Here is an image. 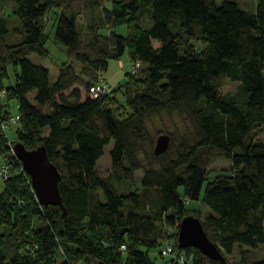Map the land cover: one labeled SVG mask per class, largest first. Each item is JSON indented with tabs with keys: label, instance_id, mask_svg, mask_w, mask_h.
Returning a JSON list of instances; mask_svg holds the SVG:
<instances>
[{
	"label": "trees",
	"instance_id": "trees-1",
	"mask_svg": "<svg viewBox=\"0 0 264 264\" xmlns=\"http://www.w3.org/2000/svg\"><path fill=\"white\" fill-rule=\"evenodd\" d=\"M13 2L11 15L0 16V122L12 116L14 102L19 120L12 145L45 148L61 176L66 212L37 202L0 131V165L9 170L0 193V264H77L82 258L154 264L148 253L162 248L170 240L166 230L188 215L200 220L223 261L180 249L175 235L174 249L192 252L184 264H264L254 253L264 246V141L258 138L264 128V0L252 13L216 0ZM51 12L54 41L71 60L53 82L27 58L48 56L42 20ZM119 26L126 36L115 32ZM125 54L139 68L92 99L89 88ZM10 71L14 84L5 87ZM224 79L238 84L235 94L222 92ZM31 93L34 103L27 99ZM172 115L191 130L176 147L170 138L168 150L146 164L145 149L152 146L147 124ZM110 143L111 175L101 177L97 161ZM218 159L231 168L207 172ZM137 171L141 193L134 190ZM200 195L203 219L186 207ZM235 245L239 260L228 262Z\"/></svg>",
	"mask_w": 264,
	"mask_h": 264
},
{
	"label": "rangeland",
	"instance_id": "rangeland-1",
	"mask_svg": "<svg viewBox=\"0 0 264 264\" xmlns=\"http://www.w3.org/2000/svg\"><path fill=\"white\" fill-rule=\"evenodd\" d=\"M223 1H229V2H235L237 3L242 9L245 11H248L250 13L254 12L256 9L257 5V0H216L218 4H221ZM107 2L106 6H109ZM14 6L13 0H5L3 2H0V12L4 14V17H9L11 15V8ZM55 15L53 12H51L49 15L45 16L42 20V28L44 30V33L46 35V40H45V49L48 52V56L46 58H41L38 57L35 54H31L28 58L31 63L40 65L44 67L45 69L48 70V80L49 82H53L55 78L58 75L59 70L62 68V66L71 60L68 58L66 49L59 43L54 41V30H55ZM83 20H80L77 22L78 24V30H81V23ZM11 26L14 27L16 25V21L14 19L11 20ZM115 32L120 35V36H126L127 35V29L125 26H119L115 29ZM125 60L128 59L127 54L123 56ZM110 65L113 67V70H111V76L114 77V80L118 78V74L121 77L120 82H118L119 85H122L125 82V77L123 73H117L116 67V62L115 61H110ZM76 68H78L76 66ZM132 70L130 66H126L125 69L123 70L124 72ZM107 75V74H106ZM105 75V77H106ZM108 76V75H107ZM109 77V76H108ZM119 77V78H120ZM14 84V74L13 72L10 71L9 73V78L8 80L4 81V86H12ZM238 84L235 82H231L227 79H224L221 83V90L224 94H235L237 90ZM27 99L31 102L34 103L33 101V93L29 94L27 96ZM119 103L124 106V98L122 96L118 97ZM10 114L13 116L16 112L14 111V102H10ZM128 112L127 109L122 110L121 113L126 114ZM15 126H13L11 129H8L6 131L7 138L9 140H13L14 136V131H15ZM148 132L150 135V138L152 140V146L149 148L146 146V154H145V163H154L152 162L151 155H153V148L155 145V140L158 135L160 134H167L171 138V143L176 147L179 145V142L182 137H185L186 134L191 130V127L189 123L184 121L183 117H180L179 115H172V116H163L162 118L155 119L153 122L147 124ZM47 132H44V135ZM258 138L262 141H264V128L263 130L259 133ZM112 148V143L108 144L106 147H104L103 155L102 157L97 161L96 169L98 174L101 177H107L111 175V160L109 157V151ZM231 168V163L227 160H215L206 167L207 172L211 173H219V172H224L228 171ZM142 176L141 171H137L134 174L135 177V185H134V190L138 191L141 193V183H140V178ZM211 179V176L209 177ZM206 187V182H204V185L202 187V194L203 191ZM118 188L122 190V185H118ZM3 189V181L0 180V193L2 192ZM201 196L199 201H194L191 203H186L187 207V212L190 213L191 210H198L200 211V216L201 219L204 218L205 214L207 213V209L202 205L201 203ZM193 214V213H192ZM179 226V224L175 223L174 226L169 227V229L166 230V236H170V240L164 239V242L167 241L171 245H175V235H177L178 230L176 227ZM168 232V233H167ZM177 238V237H176ZM159 250L161 248H158L156 250L150 251L149 258L151 261L154 262V264H169L168 259H173L177 261L174 257H163L162 254L159 253ZM121 248H119V252H121ZM142 251H145L144 248H142ZM184 252V251H183ZM185 254L187 252H184ZM255 259L260 260L264 257V246L260 247L257 249L255 252ZM122 254V253H121ZM161 257H160V256ZM188 255V256H187ZM125 254H122V258H124ZM192 252L190 251L189 254H186L187 257H191ZM226 259L228 262H234L239 260V249L238 246L235 245L232 249V252L230 255L226 256ZM62 257L61 255L58 256L57 261L61 262ZM178 263V262H177ZM77 264H96L95 260H91L88 258H82ZM179 264V263H178Z\"/></svg>",
	"mask_w": 264,
	"mask_h": 264
},
{
	"label": "water",
	"instance_id": "water-1",
	"mask_svg": "<svg viewBox=\"0 0 264 264\" xmlns=\"http://www.w3.org/2000/svg\"><path fill=\"white\" fill-rule=\"evenodd\" d=\"M169 144V135H158L153 148L154 156L164 154ZM12 150L30 179L37 202L43 206H57L65 213L58 188L61 176L57 168L49 161L45 148L39 146L33 150H27L21 143H15ZM176 242L180 249L195 248L210 260L223 261L220 251L210 242L197 217L188 215L181 219ZM97 264L104 263L98 262Z\"/></svg>",
	"mask_w": 264,
	"mask_h": 264
},
{
	"label": "built area",
	"instance_id": "built-area-1",
	"mask_svg": "<svg viewBox=\"0 0 264 264\" xmlns=\"http://www.w3.org/2000/svg\"><path fill=\"white\" fill-rule=\"evenodd\" d=\"M138 68H139L138 63H131L132 73H134ZM110 91H111V87L104 81L102 76H99L96 83L89 88V96L92 99H97V98H100L102 96L107 95L108 93H110ZM4 95H5V92H4V90H2L0 92V101L4 97ZM18 120H19V116L14 115V116L8 117L4 121H1L0 122V131L6 136V131L10 127L16 125ZM7 147L10 151V154L17 160V158L15 157L13 150H12V147H13L12 140H9L8 138H7ZM17 162L20 165L22 173L26 174L21 167V163L18 160H17ZM8 177H9L8 167L5 164H1L0 165V180L4 181ZM121 250L124 251L125 247L122 246ZM160 254H162L163 257H174L179 264H184L186 262L185 253L183 251H178V250L174 249V247L170 243H168L167 241H165L163 243Z\"/></svg>",
	"mask_w": 264,
	"mask_h": 264
},
{
	"label": "crops",
	"instance_id": "crops-1",
	"mask_svg": "<svg viewBox=\"0 0 264 264\" xmlns=\"http://www.w3.org/2000/svg\"><path fill=\"white\" fill-rule=\"evenodd\" d=\"M3 11V10H2ZM2 11L0 12V16H3L4 17V14L2 13ZM31 54H29L27 56V58H29ZM116 62V69H117V73H123L124 76L127 72H130V71H127V72H124L123 70L125 69L126 66H130L131 67V61L130 59L128 58L127 60H125L123 57L119 60V61H115ZM36 65V64H35ZM37 66H40V65H37ZM111 70H113V67L110 65V62L108 63V66H107V71L103 74V79L104 81L111 87V89H114L115 87H117L119 84L118 82H120L119 80H121V77L119 76L118 74V78L116 80H114V77L111 76L110 77V73H111ZM109 76H107V75ZM106 75V77H105ZM120 77V78H119ZM56 79V78H55Z\"/></svg>",
	"mask_w": 264,
	"mask_h": 264
}]
</instances>
